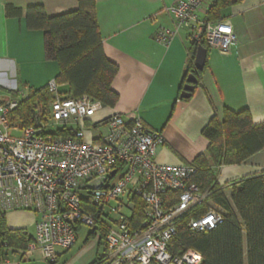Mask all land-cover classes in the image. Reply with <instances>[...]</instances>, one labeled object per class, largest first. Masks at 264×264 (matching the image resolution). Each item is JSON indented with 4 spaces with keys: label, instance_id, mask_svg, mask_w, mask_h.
Listing matches in <instances>:
<instances>
[{
    "label": "built area",
    "instance_id": "obj_1",
    "mask_svg": "<svg viewBox=\"0 0 264 264\" xmlns=\"http://www.w3.org/2000/svg\"><path fill=\"white\" fill-rule=\"evenodd\" d=\"M206 3L180 0L169 8L175 27L161 29L156 41L168 46L191 24V42L232 52V26L199 18ZM46 87L51 100L30 103L29 124L16 114L34 90L0 88V216L28 211L39 217L25 253L39 252L55 264L59 249L76 245L78 228L95 230L104 219L106 264H202L195 251L172 250L179 223L201 206L206 211L187 224L191 232H211L224 220L208 202L210 192L193 182L195 165L157 163L164 138L139 116L113 114L95 122L101 101L66 94L57 80Z\"/></svg>",
    "mask_w": 264,
    "mask_h": 264
},
{
    "label": "crops",
    "instance_id": "obj_2",
    "mask_svg": "<svg viewBox=\"0 0 264 264\" xmlns=\"http://www.w3.org/2000/svg\"><path fill=\"white\" fill-rule=\"evenodd\" d=\"M180 0H96V18L106 58L118 67L111 90L119 100L114 108L99 112L95 122L113 114L132 119L139 116L146 128L164 138L156 162L162 165L194 164L207 157L210 142L203 131L212 119L222 121L224 111H248L255 125L264 122V0H242L223 11L236 38L229 54L212 49L207 54L198 83L189 99L182 98L192 48L191 24L164 46L156 41L161 29L173 30L167 10ZM215 0H207L198 11L207 19ZM26 10L40 5L48 18L78 9V0H0V88L15 84L35 91L58 79L61 69L48 61L42 31L27 28L25 17L8 18L7 6ZM195 69V67H194ZM264 171V151L239 165L222 166L218 184L231 203L228 185ZM10 230L23 231L32 240L39 217L28 211L5 215ZM102 225L95 230L79 229L71 250H58L56 264H106ZM4 264H49L39 252L29 255L9 251Z\"/></svg>",
    "mask_w": 264,
    "mask_h": 264
},
{
    "label": "trees",
    "instance_id": "obj_3",
    "mask_svg": "<svg viewBox=\"0 0 264 264\" xmlns=\"http://www.w3.org/2000/svg\"><path fill=\"white\" fill-rule=\"evenodd\" d=\"M241 1L215 0L206 20L222 22L223 11ZM78 3L76 11L53 18H48L40 5L26 10L9 5L6 13L8 18L24 16L29 30L44 33L46 59L58 62L61 73L56 80L65 85L64 93L73 97L88 95L104 106L114 108L119 96L111 90V84L118 67L104 54L96 18V0H78ZM191 45L186 79L191 74L198 75L194 69L198 47L210 51L205 42H191ZM50 100L47 87L34 90L16 115L29 124L30 103ZM203 135L210 146L207 157L202 155L194 163L198 172L193 182L202 192H210L208 202L221 212L224 220L211 232H191L187 224L195 213L206 211L205 205L201 206L179 223L173 253L195 251L202 256V264H264V171L229 184L231 203L217 181L222 166L239 165L264 151V122L255 125L248 111L234 113L226 109L224 119H212ZM32 242L25 232L10 230L5 216H0V264L7 261L9 251H24Z\"/></svg>",
    "mask_w": 264,
    "mask_h": 264
},
{
    "label": "water",
    "instance_id": "obj_4",
    "mask_svg": "<svg viewBox=\"0 0 264 264\" xmlns=\"http://www.w3.org/2000/svg\"><path fill=\"white\" fill-rule=\"evenodd\" d=\"M207 49L203 46H199L197 50V54L194 61V67L197 72H202L205 67L206 59H207ZM198 83V80L195 75L191 74L188 77L187 85L184 88V92L182 94V98L189 99L194 93L195 87Z\"/></svg>",
    "mask_w": 264,
    "mask_h": 264
},
{
    "label": "rangeland",
    "instance_id": "obj_5",
    "mask_svg": "<svg viewBox=\"0 0 264 264\" xmlns=\"http://www.w3.org/2000/svg\"><path fill=\"white\" fill-rule=\"evenodd\" d=\"M109 107L107 106H104V110L103 111H106ZM86 135L89 136L90 135V131L86 130ZM81 229H85V230H90V229H86V228H81Z\"/></svg>",
    "mask_w": 264,
    "mask_h": 264
}]
</instances>
